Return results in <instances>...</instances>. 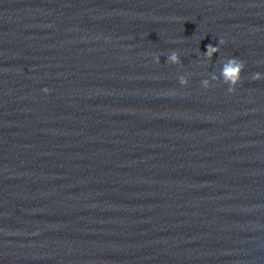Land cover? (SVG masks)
Instances as JSON below:
<instances>
[{"label":"clouds","instance_id":"9594fccd","mask_svg":"<svg viewBox=\"0 0 264 264\" xmlns=\"http://www.w3.org/2000/svg\"><path fill=\"white\" fill-rule=\"evenodd\" d=\"M220 44H223L224 41L221 39L219 41ZM207 51L204 53L205 56L211 60L213 55L215 53H218L220 49L218 47H214L213 45L209 44L206 46ZM156 62L159 63V57H156ZM167 63L168 64H180V55L177 51L173 50L167 57ZM245 64L243 61L237 59V58H229L225 62H223L220 78H222L224 84L228 85L227 91L229 93H233L236 90L237 85L240 83L242 78V72L244 70ZM217 77L213 74L211 76V80H216ZM253 80H261L264 79V75L261 73H255L252 77ZM211 80L205 79L202 81V87L205 89H208L210 87H214V85L211 83ZM179 83L182 86H187L189 83V80L187 76H180L179 77ZM44 92H49L50 89L44 88Z\"/></svg>","mask_w":264,"mask_h":264}]
</instances>
